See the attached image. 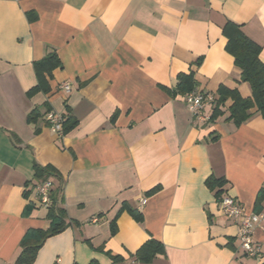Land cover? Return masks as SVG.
<instances>
[{
  "label": "crops",
  "instance_id": "0c3cea01",
  "mask_svg": "<svg viewBox=\"0 0 264 264\" xmlns=\"http://www.w3.org/2000/svg\"><path fill=\"white\" fill-rule=\"evenodd\" d=\"M227 22L261 48L264 64V0H0V264H16L24 236L49 228L34 163L62 178L70 225L46 238L32 264H113L109 255L139 264L130 254L149 239L164 247L151 264H264V201L254 204L264 117L252 109L235 126L228 99L209 121L219 87L251 96L225 50ZM52 52L60 67L45 75L48 92L29 96L33 64ZM190 73L194 91L212 98L204 122L189 114L188 94L174 92ZM48 114L76 124L56 133ZM211 176L260 217L256 257L239 248Z\"/></svg>",
  "mask_w": 264,
  "mask_h": 264
},
{
  "label": "trees",
  "instance_id": "16d2710c",
  "mask_svg": "<svg viewBox=\"0 0 264 264\" xmlns=\"http://www.w3.org/2000/svg\"><path fill=\"white\" fill-rule=\"evenodd\" d=\"M226 39L225 50L232 56L234 60V66L240 72V82L248 84L251 91L250 98H242L236 90H230L223 86L218 88L217 102L215 103L213 112L209 117V121L215 119L219 115V107L225 103L226 100H231L232 104L228 108L227 120L233 122L235 126L245 122L250 116L252 109H256V112L264 117V64L261 62L259 55L261 48L253 41L248 39L241 31L240 27L232 22H227L221 32ZM34 72L37 78V85L28 91V95H34L38 92H48V85L45 75L51 76L54 69L60 67L58 57L54 52L49 53L42 60L33 64ZM178 84L174 88V92L189 94L194 91V81L192 73L187 75H179ZM38 113L32 111L28 115L27 121H33L37 117ZM75 122L65 118V122L61 125L62 134H66L74 126ZM34 181L37 184L50 181L52 186L49 193L50 204L47 207V219L50 221L48 230L46 231H29L21 242L22 251L18 256L16 264H32L36 252L42 246L46 238L52 237L64 231L70 224L65 222L66 214L65 211L59 206L62 195V178L59 173L51 166H39L33 164ZM223 178L209 177L206 180V185L213 192L214 196L219 199L224 195ZM28 193H25L27 196ZM264 201V184L259 190L255 205ZM123 208L128 210L135 221L139 222L142 217L136 211L130 210L125 204ZM116 226L115 221L110 224V231L113 235L115 233ZM158 255H164L163 245L154 239L146 241L134 254H130V258L135 263L139 264H151ZM111 263L116 264L122 262L120 257L110 256ZM89 264H97L92 262Z\"/></svg>",
  "mask_w": 264,
  "mask_h": 264
},
{
  "label": "built area",
  "instance_id": "2783aa9c",
  "mask_svg": "<svg viewBox=\"0 0 264 264\" xmlns=\"http://www.w3.org/2000/svg\"><path fill=\"white\" fill-rule=\"evenodd\" d=\"M64 90L69 91V86L65 85ZM211 97L204 96L202 93L192 91L186 97V104L192 118L196 121H207L203 113L205 105L212 101ZM50 124L52 131L61 132V125L64 122V118L56 116L54 114H48L46 117ZM51 182L46 181L42 184L34 186V191L37 196V200L40 205L48 207L50 204L49 193L51 189ZM146 203V200H141V206ZM222 214L228 219L233 220L238 225L237 240L239 248L248 256L256 257L259 253L258 245L253 239L254 223L259 221L258 215H248L245 213L242 205L233 197L224 194L218 201Z\"/></svg>",
  "mask_w": 264,
  "mask_h": 264
}]
</instances>
